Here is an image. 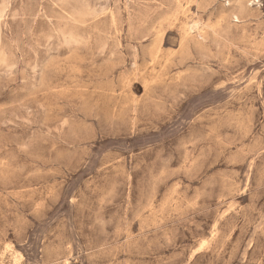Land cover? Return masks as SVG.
I'll return each mask as SVG.
<instances>
[{
    "label": "rangeland",
    "instance_id": "rangeland-1",
    "mask_svg": "<svg viewBox=\"0 0 264 264\" xmlns=\"http://www.w3.org/2000/svg\"><path fill=\"white\" fill-rule=\"evenodd\" d=\"M0 264H264V0H0Z\"/></svg>",
    "mask_w": 264,
    "mask_h": 264
}]
</instances>
